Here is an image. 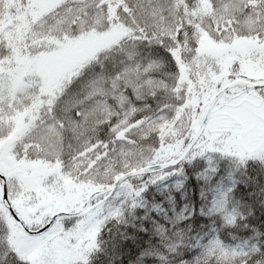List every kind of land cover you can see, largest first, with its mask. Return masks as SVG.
Here are the masks:
<instances>
[{
	"label": "snow or ice",
	"instance_id": "1",
	"mask_svg": "<svg viewBox=\"0 0 264 264\" xmlns=\"http://www.w3.org/2000/svg\"><path fill=\"white\" fill-rule=\"evenodd\" d=\"M249 158L264 161V0H0V264H91L149 184ZM228 191L177 264H264L225 240Z\"/></svg>",
	"mask_w": 264,
	"mask_h": 264
},
{
	"label": "trees",
	"instance_id": "2",
	"mask_svg": "<svg viewBox=\"0 0 264 264\" xmlns=\"http://www.w3.org/2000/svg\"><path fill=\"white\" fill-rule=\"evenodd\" d=\"M229 176L235 183L228 191V209L238 219L234 226L222 228L225 240L264 250V161L249 158L240 166L222 162L215 176H199L185 169L183 175L149 184L143 204L130 218L103 230L91 264H129L141 252L148 253L145 264L190 260L200 251L195 238L213 227L208 213L201 215L200 210ZM193 208V217L184 219V213Z\"/></svg>",
	"mask_w": 264,
	"mask_h": 264
},
{
	"label": "rangeland",
	"instance_id": "3",
	"mask_svg": "<svg viewBox=\"0 0 264 264\" xmlns=\"http://www.w3.org/2000/svg\"><path fill=\"white\" fill-rule=\"evenodd\" d=\"M223 183L224 184L221 186V188L219 190H221V189L229 190V189L233 188L234 183H235V179H233L232 176H229V177H227V179Z\"/></svg>",
	"mask_w": 264,
	"mask_h": 264
}]
</instances>
